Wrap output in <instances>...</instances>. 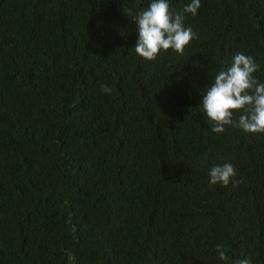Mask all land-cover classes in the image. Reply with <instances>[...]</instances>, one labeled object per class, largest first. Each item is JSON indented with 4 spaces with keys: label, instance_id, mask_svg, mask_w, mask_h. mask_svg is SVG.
<instances>
[{
    "label": "trees",
    "instance_id": "trees-1",
    "mask_svg": "<svg viewBox=\"0 0 264 264\" xmlns=\"http://www.w3.org/2000/svg\"><path fill=\"white\" fill-rule=\"evenodd\" d=\"M149 2L0 0V264H264V134L202 111L238 52L264 83V0H201L155 62L134 51Z\"/></svg>",
    "mask_w": 264,
    "mask_h": 264
},
{
    "label": "clouds",
    "instance_id": "clouds-1",
    "mask_svg": "<svg viewBox=\"0 0 264 264\" xmlns=\"http://www.w3.org/2000/svg\"><path fill=\"white\" fill-rule=\"evenodd\" d=\"M149 4L135 17L139 33L135 53L151 62L169 50L183 55L195 38L192 28L184 25L185 14L195 16L201 0H191L180 12L171 7L170 0H150ZM259 70L260 65L251 55L238 52L231 65L215 75L214 81L205 89L202 101V111L212 132L220 134L226 127L235 126L246 133L264 134V83L255 76ZM102 92L110 94L111 89L103 86ZM237 113L238 121L234 120ZM208 175L210 184L227 187L235 175V168L231 164L213 166ZM216 251L218 258L227 264L228 256L223 245H217ZM66 257L69 264H76L70 253ZM232 264L252 262L243 259Z\"/></svg>",
    "mask_w": 264,
    "mask_h": 264
}]
</instances>
